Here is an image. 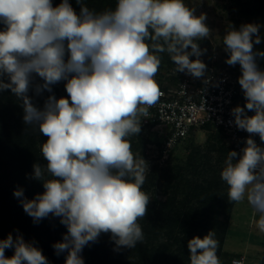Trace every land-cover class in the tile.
<instances>
[{
	"label": "clouds",
	"instance_id": "9594fccd",
	"mask_svg": "<svg viewBox=\"0 0 264 264\" xmlns=\"http://www.w3.org/2000/svg\"><path fill=\"white\" fill-rule=\"evenodd\" d=\"M76 2L79 13L69 0L55 7L52 0H0V91L10 89L22 101L24 123L48 138L40 147L47 165L34 164L31 177L44 192L31 200L22 188L13 195L34 223L50 214L60 218L67 232L52 247L57 256L67 252L65 264H84V247L102 233H111L117 251L144 242L138 221L151 199L142 190L148 164L136 158L130 138L162 95L155 80L160 54L169 55L175 72L204 77L200 56L206 49L196 41L211 31L206 15L197 16L184 0H117L114 9L100 13ZM259 28L230 26L223 44L226 63L241 67L238 82L246 98L245 107L232 109L234 123L264 141V71L256 63L264 52L253 51L261 43ZM33 74L44 81L35 86L36 95L66 81L70 99L50 95L43 109L34 106L28 95ZM245 108L255 114L248 116ZM220 176L229 201L246 199L264 232V148L248 138L241 154L228 153ZM187 247L190 264H221L215 231L193 237ZM7 248H14L11 258ZM0 264L48 260L34 243L9 234L0 240Z\"/></svg>",
	"mask_w": 264,
	"mask_h": 264
},
{
	"label": "trees",
	"instance_id": "16d2710c",
	"mask_svg": "<svg viewBox=\"0 0 264 264\" xmlns=\"http://www.w3.org/2000/svg\"><path fill=\"white\" fill-rule=\"evenodd\" d=\"M93 1L82 0L90 10L97 13L102 12L99 11L101 6ZM98 1L101 2V0ZM61 2L62 0H52L54 7ZM89 2L92 3L88 4ZM116 2L117 0H102V3L112 5V9L115 8ZM69 3L74 10L77 8L76 0H69ZM80 7L79 5L78 8ZM4 27L3 24H0V30H3ZM262 50L260 51L264 52V49ZM160 55L162 62L156 75H159V71L164 66L174 64L167 53ZM209 68V66L206 68V72L210 70ZM177 80L171 83L175 84ZM4 81L8 82L7 77H4ZM43 82L38 75L33 74V85L28 95L34 106L43 109L44 103L50 95H55L57 99L69 98L65 89L66 81H60L53 85L52 93L44 90L41 95H36L35 86L43 84ZM167 84L170 83L159 82L158 86L161 88ZM245 105L246 98L242 88H239L235 96V107H245ZM23 115L22 101L10 89L0 91V240L6 239L9 234L13 236V239L20 235L25 242L34 243V246L42 251L48 264H65L67 252L57 256L52 247L54 243L62 242L63 235L67 232V228L60 223V218L50 214L39 223H34L32 217L25 213L20 200L13 195L14 190L22 188L25 197L31 200L36 194L44 192L43 183L31 177L34 164L47 165L40 147L48 138L40 133L38 128L34 129L33 126L26 125ZM211 128L214 127L205 125L201 129ZM148 129V132L156 140L154 148L159 161L162 159V141L156 132L151 128ZM215 130L225 134L220 128H215ZM254 136L260 139L258 134ZM147 137L140 132L130 138L132 151L133 153L137 152L136 158H145ZM189 137L179 141L171 150ZM213 145V148L219 147L218 149H220L219 143ZM212 147H209L203 154H200L198 149L193 150L188 160L184 162L185 164L169 165L173 167L164 169L166 173L159 172L160 170L153 171L151 172L152 176L145 180L142 188L145 192L150 189L149 183L160 180L165 183L167 189L172 190L183 182L188 188V193L183 194L184 198L180 199L173 192V195L167 196L164 201L148 204L145 217L138 221L145 235L143 243L138 242L132 249L121 248L117 251L114 250L116 245L111 239V233H102L95 243L90 242L84 247L81 253L84 264H190V256L185 257L186 254L183 255L187 262H179L183 258L174 260L176 255L173 254L172 245L177 246V250L184 249L193 237L203 238L209 231H215L213 230L214 225H217L220 230L219 232L215 231L216 235H221L218 240L217 256L221 264H230L231 255L223 249L226 224L217 220V217L221 215L218 208L226 212L224 219H228L230 210L228 186L222 181L221 176L215 175V170L218 169L212 164L211 153L214 151ZM230 149L235 151L232 145ZM171 156L173 154L165 163H170ZM208 173L211 175L210 178L207 177ZM202 224L205 225V229L201 226ZM163 238L164 241H162ZM13 255L14 248L5 249L6 257L11 258ZM261 264H264V255Z\"/></svg>",
	"mask_w": 264,
	"mask_h": 264
},
{
	"label": "rangeland",
	"instance_id": "374dc122",
	"mask_svg": "<svg viewBox=\"0 0 264 264\" xmlns=\"http://www.w3.org/2000/svg\"><path fill=\"white\" fill-rule=\"evenodd\" d=\"M93 2L101 6L99 11L103 12L106 9H112V5L102 3V0L101 2L98 0H94ZM91 3L92 2H89L88 4ZM184 3L188 7L195 9V14L197 16L205 14L207 17L205 23L211 30L208 38L196 41L202 50L206 49V52L200 56L202 62H204L207 67H213L218 69V71L240 77L242 75L240 65L236 64L235 66H230L226 63L229 53L225 51L223 37L226 35L230 26L239 30L240 26L243 24H258L260 25L259 35L261 37V43L254 44L253 51L262 52V49H264V0H184ZM79 5L80 4L75 8L76 12L80 11V8H78ZM188 50L190 51L191 49L189 48ZM190 59L195 60L196 57L193 56L190 57ZM256 63L258 68L264 71V58L257 56ZM183 74L184 73L181 72H175V64L170 66L166 65L159 71V75L155 76V80L157 83L162 82L163 84H171V82L177 80ZM245 111L248 116L255 114L254 111H249L246 108ZM147 127L150 128L141 122V132L148 136L145 148L146 156L145 158L142 157L148 164L146 179L152 176L151 172L153 171L160 170L159 172H165L164 169L167 170L173 167L169 165L185 164L184 162L188 160L193 150L198 149L200 150V154H203L215 143L220 144V149H218L219 147H212L214 149L211 153L212 164L218 169L215 170V175L217 177L220 176L225 166L227 155L231 152V143L228 136L216 131L215 128L204 130L198 127L192 131L193 133L192 135L190 134V137L188 136V139L175 147L176 149L174 148L166 154L164 159L162 158L158 161L156 158V149L154 148L156 140H154L155 138L148 132L149 129ZM258 146L264 148V141L259 139ZM136 153L137 152L134 153L135 156ZM171 154H173V156H171L170 163H165ZM208 174L207 177L210 178L211 175ZM148 186L150 189L146 193L151 198L149 202L151 205L155 201H164L167 196L173 195V192L176 193L180 199L184 198L183 194L188 193V188L183 182L175 187L174 190L167 189L165 183L160 180H158V182L155 180L153 183H149ZM228 202L230 208L228 219H224L226 212L223 211V209H219L217 206L218 210L221 212L217 220L226 224L225 236L223 235V249L231 255L230 264H233L234 260H240L242 264H261L264 255V232H260L256 226L259 220V214L252 208L246 199L239 203ZM201 226L205 229L204 224ZM213 230H217V232L220 231L217 225L213 226ZM220 236V234H217L216 238L219 240ZM164 240L163 238L162 241ZM171 248L174 250L173 254L176 255L174 260L183 258V260L179 262H187L184 258L190 256L188 247L177 250V246L172 245ZM183 254H186L185 257Z\"/></svg>",
	"mask_w": 264,
	"mask_h": 264
},
{
	"label": "built area",
	"instance_id": "2783aa9c",
	"mask_svg": "<svg viewBox=\"0 0 264 264\" xmlns=\"http://www.w3.org/2000/svg\"><path fill=\"white\" fill-rule=\"evenodd\" d=\"M209 69L204 77L195 78L184 73L175 84L159 88L162 95L149 109V116L142 118L144 125L156 132L162 141L163 159L175 144L205 125L224 131L238 154L245 148L248 138L258 145L259 139L246 130L238 129L234 123L232 109L241 88L239 76L213 67ZM238 262L242 264L240 260Z\"/></svg>",
	"mask_w": 264,
	"mask_h": 264
}]
</instances>
